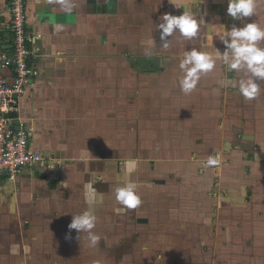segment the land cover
<instances>
[{
    "label": "crops",
    "instance_id": "obj_1",
    "mask_svg": "<svg viewBox=\"0 0 264 264\" xmlns=\"http://www.w3.org/2000/svg\"><path fill=\"white\" fill-rule=\"evenodd\" d=\"M10 3L0 0L5 76ZM256 3L255 15L234 20L228 0H27L40 72L21 105L32 146L47 163L0 181V264L224 263L225 247L242 244L248 229L243 182L256 181L252 169L262 164L255 155L241 173L246 142L236 138L253 140L254 131L238 119L251 116L254 102L264 117V81L245 98L230 82L246 74L214 57L215 67L184 93L179 63L192 48L223 53L217 25L264 26V0ZM184 11L197 21V35L176 32L162 48L160 17ZM249 144L264 141L255 136ZM129 179L141 198L135 208L112 192ZM90 206L95 245L88 233L69 229L73 215Z\"/></svg>",
    "mask_w": 264,
    "mask_h": 264
},
{
    "label": "clouds",
    "instance_id": "obj_2",
    "mask_svg": "<svg viewBox=\"0 0 264 264\" xmlns=\"http://www.w3.org/2000/svg\"><path fill=\"white\" fill-rule=\"evenodd\" d=\"M67 10H71V5H65ZM256 0H228L227 14L234 20H244L256 14ZM158 29L161 31V47L167 49L174 33L179 32L185 38H192L197 35L198 24L193 15L184 11L181 15L165 13L160 17ZM214 36L225 45V51L221 53L215 48L214 52L201 51L192 48L183 54L180 59L179 69L183 73L180 79V87L184 93H190L195 88L203 73L211 71L215 67L214 57L223 60L230 70L243 71L246 79H241L238 84L231 81L234 87H238L239 92L245 98H253L259 92L257 81H264V47L260 42L264 41V26L259 23H245L242 27L233 26L227 29L225 25H217ZM213 39V37H208ZM150 47L155 45L154 38L148 41ZM115 200L118 204L126 208H135L141 198L138 192V185L131 179L117 185L112 189ZM96 216L90 206L80 214L73 215L69 229L77 230L81 233H88L90 243L95 245L99 237L92 232L96 225Z\"/></svg>",
    "mask_w": 264,
    "mask_h": 264
},
{
    "label": "built area",
    "instance_id": "obj_3",
    "mask_svg": "<svg viewBox=\"0 0 264 264\" xmlns=\"http://www.w3.org/2000/svg\"><path fill=\"white\" fill-rule=\"evenodd\" d=\"M10 11L11 46L2 59L11 75H0V181H16L25 169L47 163L32 146V130L21 105L40 72L31 47L27 0H11Z\"/></svg>",
    "mask_w": 264,
    "mask_h": 264
},
{
    "label": "rangeland",
    "instance_id": "obj_4",
    "mask_svg": "<svg viewBox=\"0 0 264 264\" xmlns=\"http://www.w3.org/2000/svg\"><path fill=\"white\" fill-rule=\"evenodd\" d=\"M250 104L252 105H249V108L252 107L254 109L250 112L251 116L238 120H242V129L254 131L252 133L254 139L255 136H257L258 139L264 141V117L262 116L263 113H261L263 111H258V102ZM231 128L234 132L238 129V126L232 125ZM247 138H250V136L245 135L242 140L236 138V141L246 142L240 150L242 159L245 160V162H243L245 166L243 165L244 168L241 169V173L245 174L247 172L246 167L252 169V162L255 161V155L262 158V164H258L252 169V171L256 173V181L248 180L247 182L246 180L243 182L242 190H245L248 197H250V202L247 204L248 213L242 216V218L244 217L243 220H245V228L248 227V229L242 230L245 231L240 239L242 244L225 247L226 259L224 263L220 262L219 264H264V145L258 144L260 148H255V146L251 148L248 145H250L249 143L254 139L246 140ZM227 173L231 174L232 171H226V174ZM227 217L232 218V215H228ZM227 223L231 228L233 225L232 221L227 219ZM242 225L240 226L242 227Z\"/></svg>",
    "mask_w": 264,
    "mask_h": 264
}]
</instances>
